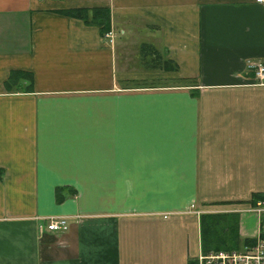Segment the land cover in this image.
<instances>
[{
    "label": "crops",
    "instance_id": "1",
    "mask_svg": "<svg viewBox=\"0 0 264 264\" xmlns=\"http://www.w3.org/2000/svg\"><path fill=\"white\" fill-rule=\"evenodd\" d=\"M95 6L113 41L63 12ZM247 59L264 62L257 0H0V264H191L221 208L255 237L264 84ZM52 215L68 228L40 231Z\"/></svg>",
    "mask_w": 264,
    "mask_h": 264
},
{
    "label": "trees",
    "instance_id": "2",
    "mask_svg": "<svg viewBox=\"0 0 264 264\" xmlns=\"http://www.w3.org/2000/svg\"><path fill=\"white\" fill-rule=\"evenodd\" d=\"M63 12L81 19L86 24L95 25L102 36L111 29V15L108 7H73L64 9ZM57 193L60 200V191L58 190ZM260 198H264V192H253L249 203H254ZM238 225V213H203L200 216L202 252L240 249L244 245L253 244L256 238L240 237ZM260 228V236L264 237V215L260 220ZM191 264H197L196 259Z\"/></svg>",
    "mask_w": 264,
    "mask_h": 264
},
{
    "label": "built area",
    "instance_id": "3",
    "mask_svg": "<svg viewBox=\"0 0 264 264\" xmlns=\"http://www.w3.org/2000/svg\"><path fill=\"white\" fill-rule=\"evenodd\" d=\"M257 1L264 3V0ZM106 36L110 41H113L114 36L111 30L106 33ZM245 65L248 70L253 72L255 82L264 84V62L247 59ZM245 210L254 212L259 217V231L255 236V242L251 245H244L241 249L231 251H200L195 258L197 264H264V237L260 236V220L264 215V198L249 203ZM43 219L44 221L38 226L40 231L60 232L68 228V216L66 215L46 216Z\"/></svg>",
    "mask_w": 264,
    "mask_h": 264
},
{
    "label": "rangeland",
    "instance_id": "4",
    "mask_svg": "<svg viewBox=\"0 0 264 264\" xmlns=\"http://www.w3.org/2000/svg\"><path fill=\"white\" fill-rule=\"evenodd\" d=\"M136 33L138 34V31H136ZM141 53L144 55V56H149L150 54H149V49L148 48H144V49H142V51H141ZM146 54H149V55H146ZM146 58H148V57H146ZM156 61V58L154 57V59L151 57V59H148V61L146 62V64L148 65V64H155L154 62ZM157 63H159V61L157 62ZM250 199V198H249ZM249 199H248V203H249ZM238 210V208H236V207H231V208H227V209H218V211H214V210H211V211H207L208 213H228V214H231V213H238L239 214V212L240 211H237ZM248 214H250L249 216V218L248 219H246L245 221H247L246 222V225L247 226H250L249 228H248V230H249V233H251V235H253L257 230H256V228H257V224H258V218H257V216H256V214L254 213V212H249ZM257 221V222H256ZM256 230V231H255ZM258 232H256L255 233V235L257 234ZM254 235V236H255ZM241 249V248H240ZM222 250H224V249H222ZM231 250H237V249H231ZM231 250H229V251H231Z\"/></svg>",
    "mask_w": 264,
    "mask_h": 264
}]
</instances>
